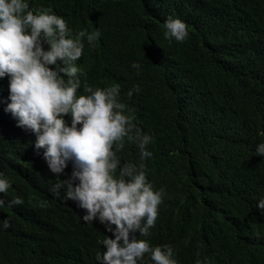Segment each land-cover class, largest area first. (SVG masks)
Segmentation results:
<instances>
[{"label": "trees", "instance_id": "obj_1", "mask_svg": "<svg viewBox=\"0 0 264 264\" xmlns=\"http://www.w3.org/2000/svg\"><path fill=\"white\" fill-rule=\"evenodd\" d=\"M27 2L51 8L73 36L100 31L94 46L85 39L76 61L82 85L119 84V99L134 110L126 114L153 137L147 179L165 195L151 235L137 238L170 245L178 264H264V157L256 155L264 143V0ZM169 17L187 24L184 42L165 39ZM134 85L140 91L129 98ZM8 97L5 77L0 172L11 187L0 193V264H99L108 233L83 221V210L65 201L66 189L52 191L65 177L50 173L35 135L4 111ZM118 156L140 163L135 144ZM16 197L24 203L9 206ZM140 264H153L149 254Z\"/></svg>", "mask_w": 264, "mask_h": 264}, {"label": "clouds", "instance_id": "obj_2", "mask_svg": "<svg viewBox=\"0 0 264 264\" xmlns=\"http://www.w3.org/2000/svg\"><path fill=\"white\" fill-rule=\"evenodd\" d=\"M164 29L169 41L182 43L189 36L187 24L178 18L169 17ZM100 35L99 30H81L73 36L66 20L51 8L33 10L27 0H0V79L8 78L11 101L4 111L18 128L35 135L34 150L37 155L43 150L50 173L65 177L52 191L66 189L65 201L83 210V221H98L108 233L104 251L96 257L99 264H140L146 254L153 264H178L170 245L152 247L147 239L137 238L151 235L165 195L147 179L144 162L152 157L148 145L153 137L143 134L135 117L126 114L134 110L119 99V84L82 85L76 61L83 55L85 39L92 47ZM131 67L139 74V64ZM139 91L134 85L127 96ZM126 143L139 149L138 166L121 162L118 153ZM256 155L264 157V143L257 145ZM3 175L0 172V193L11 187ZM23 203L16 197L9 206ZM258 208L264 214V199ZM3 226L10 225L4 221Z\"/></svg>", "mask_w": 264, "mask_h": 264}]
</instances>
